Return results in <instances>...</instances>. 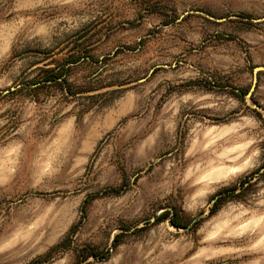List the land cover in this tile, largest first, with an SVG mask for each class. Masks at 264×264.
Returning <instances> with one entry per match:
<instances>
[{"label":"rangeland","instance_id":"1","mask_svg":"<svg viewBox=\"0 0 264 264\" xmlns=\"http://www.w3.org/2000/svg\"><path fill=\"white\" fill-rule=\"evenodd\" d=\"M257 67L264 0H0V264H264Z\"/></svg>","mask_w":264,"mask_h":264},{"label":"trees","instance_id":"2","mask_svg":"<svg viewBox=\"0 0 264 264\" xmlns=\"http://www.w3.org/2000/svg\"><path fill=\"white\" fill-rule=\"evenodd\" d=\"M51 71H52V70H48L49 73H50ZM58 79H59L58 77L51 75V76L49 77L48 80H45V82L52 81V82L57 83V80H58ZM106 192H107V193H113V194H118V193H119V191L116 190V189H107ZM167 215H170V213H169L168 211H165V212L162 214V216H160V217H161L160 219H162V217H163V219H164ZM170 222H171V224H172L175 228H178V229L183 228V226H182L181 224H179L178 222H176V217H173V218L171 219ZM118 238H119V236H117L116 239L118 240ZM117 240H116V241H117ZM61 247H62V244H60V245H58L56 248L52 249V250L48 253V256H50V254H51L54 250H57V249H59V248H61Z\"/></svg>","mask_w":264,"mask_h":264},{"label":"water","instance_id":"3","mask_svg":"<svg viewBox=\"0 0 264 264\" xmlns=\"http://www.w3.org/2000/svg\"><path fill=\"white\" fill-rule=\"evenodd\" d=\"M260 71H264V67H257V68H255L254 69V73H255V75H256V73H258V72H260ZM251 94H252V92H249L248 93V95H247V97H251ZM255 108H257V109H259V107L258 106H255ZM264 119V118H263ZM263 170H261V172H262ZM216 200H214L213 202H215ZM196 222V221H195ZM185 229H188V227L187 228H185Z\"/></svg>","mask_w":264,"mask_h":264},{"label":"bare ground","instance_id":"4","mask_svg":"<svg viewBox=\"0 0 264 264\" xmlns=\"http://www.w3.org/2000/svg\"><path fill=\"white\" fill-rule=\"evenodd\" d=\"M215 162H216V161H215ZM217 162H218V161H217ZM213 163H214V162H213ZM213 163H210L209 166H210V165H213ZM230 171L235 173V172H238V171H239V168H232Z\"/></svg>","mask_w":264,"mask_h":264}]
</instances>
